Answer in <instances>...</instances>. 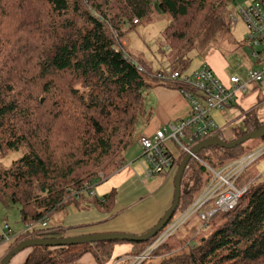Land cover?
Listing matches in <instances>:
<instances>
[{"label": "trees", "instance_id": "16d2710c", "mask_svg": "<svg viewBox=\"0 0 264 264\" xmlns=\"http://www.w3.org/2000/svg\"><path fill=\"white\" fill-rule=\"evenodd\" d=\"M232 1L0 0V155L24 149L8 168L0 167V204H18L19 221L25 226L48 217L64 202L76 201L69 191L96 179L99 172L105 178L115 173L124 164L123 152L136 123L147 124L152 117L143 90L161 85L194 92L171 80V74L209 67L187 71L191 59L186 56L204 51L226 27L224 12ZM156 12L170 18L160 41L167 50L165 70L134 60L121 42L127 29L151 20ZM245 114L232 140L264 125L255 111ZM216 136L226 141L221 132ZM260 138L264 144V135ZM168 148L179 165L185 154L173 142ZM249 153L244 143L200 149L199 160L191 157L184 168L174 212H184L208 182L210 174L202 162L221 169ZM238 184L247 185L246 192L233 209L209 219L213 230L184 248L172 249L165 241L153 253L160 258L151 264H264V180L242 175ZM111 190L103 202L94 196L77 200L78 208L110 212L116 196ZM42 231L19 233L6 243L5 254L24 239L63 237L60 226ZM154 237L33 246L23 264H74L87 253L107 264L117 244H130L123 256L136 255Z\"/></svg>", "mask_w": 264, "mask_h": 264}, {"label": "built area", "instance_id": "2783aa9c", "mask_svg": "<svg viewBox=\"0 0 264 264\" xmlns=\"http://www.w3.org/2000/svg\"><path fill=\"white\" fill-rule=\"evenodd\" d=\"M236 13L247 26L245 40L251 47L250 55L261 61L262 66L260 69L247 70L244 79L238 75H231L228 78V84L220 82L213 71L205 65L190 73L177 71L172 73L171 80H179L194 89V92L182 91L190 106L189 115L177 123L155 129L152 134H140L137 137L142 150L141 156L144 159L140 169L145 179L175 173L178 168V159L169 151L168 143L173 142L184 154L191 153V149L196 144L214 137L219 132V128L210 118V112L212 110L224 112L226 107L236 100L237 95L245 93L250 83H260L264 80V0L232 7L228 13L231 23L238 20ZM122 44L124 45L125 42L122 41ZM262 154H264V147L254 153L246 154L221 169H214L202 162L210 174L202 193L184 212L172 215L171 223L165 224L166 226L157 235L155 234L154 240L143 252L130 256L127 264H142L153 258L154 251L179 226L186 224L189 228H197L207 224L217 212L233 209L247 190V185L239 186L240 177L245 169ZM191 157L199 160L196 154H191ZM125 166L123 164L122 168ZM102 180L101 177H98V180H92L89 185L74 191L73 195H93L92 187L97 183L96 181ZM48 226V221L43 217L36 223L25 225L23 233H27L28 236L36 235ZM7 227L4 225L0 234V242L5 244L13 239L9 233L2 232Z\"/></svg>", "mask_w": 264, "mask_h": 264}, {"label": "rangeland", "instance_id": "374dc122", "mask_svg": "<svg viewBox=\"0 0 264 264\" xmlns=\"http://www.w3.org/2000/svg\"><path fill=\"white\" fill-rule=\"evenodd\" d=\"M254 1H258V0H233L232 1L231 5H229L226 8V11L224 12V20H225V23L227 24L226 27L223 28L222 31L216 34V36L212 39V41L210 42V44L204 51L197 52L195 50H192L187 54L186 57H189L191 59L189 66L187 68V71L196 69L200 67L201 65L205 64L206 62H209L213 64L215 67H219L223 69L222 71L224 72V74L227 75V78H229L231 75H238L244 79L245 72L247 70L260 69L263 63L251 57L250 55L251 47L245 40L246 34L248 32L245 22L240 18L238 13H236V16L238 18L236 22L231 23L230 20L227 19V15L232 7H235L238 4H243V5H247L249 3L251 4ZM169 19L170 18L167 14L156 12L155 14H153L151 20L141 21L139 24L135 25L133 28L127 29L125 31V33L123 34V37L121 38V39L124 38L122 40L123 42H125L123 46L126 48V51L131 55V57L134 60H140V61L146 62L153 70L167 69L168 60L166 59V56H165L167 50L161 47L160 41H161V32L168 25ZM159 86L160 85H155V86H152L150 88H146L143 90V96H144L146 106H149L150 99H151V103L157 99L155 98V96L151 97L150 95L154 93L155 90H158L157 88ZM247 94L249 95L251 94L254 96L257 109L264 107V80L260 84L256 82L250 83L248 85V89L245 91V95ZM161 98H163V100H165L166 102L169 101V98L166 96H161ZM236 106L238 105L234 103L231 107L234 108ZM253 113H254V110L251 111V114ZM238 114H241L240 108L234 109L233 112H230V109L227 108L225 114H222L221 111L219 110L211 111L210 115L214 119L217 127L223 128L222 137L224 139H228L230 137L231 133L234 131V128H240L242 126L240 118L236 119L231 124L229 123L230 121L234 120L236 115ZM139 123H140V120L136 123L135 126H138ZM244 145L247 148V152H251V153L252 152L254 153L258 150L263 149V146H264L261 138L248 139L244 142ZM127 149H128V146L124 150L123 154L127 155L131 150H140V148L137 145L131 147L128 151ZM23 151L24 149L20 148L18 150L9 151L8 153L4 155H0V167L8 168L10 164L12 163V161L22 156ZM126 161H127L126 163H131L130 164L131 165V168H130L131 175H134V173H136L138 176H140V174L137 171L140 168L141 162H144L143 157L132 155V156H128ZM121 168H122V165L120 166L119 169ZM243 175L248 178L257 179L258 181H263L264 180V155L262 154L259 157H257L256 160L252 162L245 169ZM98 177L103 178V180L105 179V176L103 175L102 172H99L97 175V178L94 180H98ZM141 177H139V179L142 181H146L145 183L148 185L145 190V193H143V195L141 196L138 202L133 203L130 206V208L126 209L130 211L131 214L134 213L136 217H140L146 214L151 215L155 211H157L158 209H153V208L156 207V203L158 199L161 198V195H156L154 199L146 200L151 195L156 193L159 188H154L151 191V188H153V186H151V183L156 181L157 179L152 181L151 179H153V177L147 178V179H145L142 175ZM91 181L84 185H89ZM102 181H96L97 183H95V185L92 187L93 192H95L94 188H97L106 182V181L104 182ZM106 185L107 184L105 183V186ZM77 190H70L69 191L70 196L74 197L75 199H78L81 196L85 195V194H81L79 196L73 195V192ZM110 191L112 190L110 189ZM173 191H174V188L172 192ZM202 191L203 190H201L200 194L202 193ZM97 195L99 196V193H97ZM95 211L96 212L94 214L102 213V212H99L98 210H95ZM144 211H145V214H143ZM60 214L63 215L64 211L54 209L48 216L49 218L48 217H45V218L47 221L49 219L50 225L53 226L52 219L55 216L60 215ZM174 214L178 215L180 213L176 211L174 212ZM95 217H97V215H95ZM214 220L215 218L212 219V221ZM5 224L10 225L13 230L14 228L17 229L20 227H22L23 229V224L19 221V205L18 204H10L8 206H3L0 204V230L2 227H4ZM214 227L215 225H213L212 223L199 226L195 229L189 228L186 224L181 225L175 230V232H173L170 235V237L166 239V242L169 243L172 249H178L181 247L184 248L191 241L197 242L199 239L205 237L211 230H213ZM54 234L57 235L55 232ZM123 244H128V243H123ZM29 251H30L29 248L22 249L11 259L9 264H23L27 255L29 254ZM130 256H133V255H130ZM130 256H126L124 258V260H127L125 264L128 263V258ZM158 258H160V256L155 254L153 258L144 262L143 264H148L149 262L155 261Z\"/></svg>", "mask_w": 264, "mask_h": 264}, {"label": "crops", "instance_id": "0c3cea01", "mask_svg": "<svg viewBox=\"0 0 264 264\" xmlns=\"http://www.w3.org/2000/svg\"><path fill=\"white\" fill-rule=\"evenodd\" d=\"M206 63L205 64L208 65L214 71L215 75L219 78L222 83L228 84V78L227 75L224 74V72L222 71L223 69L215 67L209 62ZM157 89L158 90H155V92L150 95L151 97L155 96V98L157 99L152 103L150 99L148 106L152 110V117L147 124H142L140 122L138 126H136L133 138L127 149L128 151L131 147L137 145L140 150H131L127 155L123 154L124 165L126 166L105 178L102 182L106 181V186L104 183L101 186L94 188L95 192H93V196L100 200H103L104 196L110 191V189H115L116 196L112 210L110 212H103L98 207H81V209L78 208L77 200H86L89 195H83L76 201L64 202V204L58 207V209L56 208V210H63L64 214L57 215L52 219L53 226H60L61 230H63L59 231L60 236H80L87 234H100L110 232L131 233L137 235L143 234L146 230L153 227L158 222L160 217L170 206L171 200L174 196V191L172 192L174 188V172L165 176H155L156 178L153 177V179H151L152 181L157 179L154 182L151 181V186H153V188H151V191L154 188L159 189L156 193L151 195L146 200L154 199L156 195H161V198H159L156 203V207L153 208L158 209L157 211H155L151 215L146 214L140 217H136L134 213L131 214L130 211L126 210L127 208H130L133 203L138 202L140 200L141 196L143 195V193H145V190L148 186L145 183L146 181H142L139 179V177H141L142 175L140 168L144 162H141L140 168L137 171L140 176H138L136 173H134V175H131V165H128L131 163H126L128 156H141L142 150L140 145H138L137 137L140 134H152L155 129L165 126L168 123L177 122L179 120L185 119L189 115V104L183 98L184 96H182L183 94L180 91L168 89L161 85ZM161 96L168 97L169 101L166 102L165 100H163V98H161ZM234 103H236V105L238 106L232 108V104L227 108L230 109V112H233L234 109L240 108L241 114L236 115L235 119L229 122L230 124L238 118H240L242 123L243 117L246 115L245 113L251 112L253 110L255 111V115L259 120H264V107L258 109L256 108L257 105L255 103L253 95H245V93L239 94ZM227 108L224 110V112L221 113L225 114ZM210 118L215 123L211 115ZM219 129L221 130V133L223 135V128L219 127ZM233 133L234 131L231 133L230 137L225 140H232L234 138ZM96 192L99 193V196ZM95 210H98L102 213L94 214L96 212ZM143 214H145V211ZM95 215H97V217H95ZM49 221L50 220L48 219V225L52 226L50 225ZM8 227L9 235L11 238H14L16 235L23 232L24 229V225L23 229L22 227H20L17 229L14 228L13 230L10 225H8ZM6 245L7 244L0 242V260L5 255ZM130 248V244H117L114 247L113 260L107 264H115L120 260H123L126 257L123 255L128 252ZM74 264L100 263L94 258L92 254L87 253L83 255Z\"/></svg>", "mask_w": 264, "mask_h": 264}, {"label": "water", "instance_id": "95a60500", "mask_svg": "<svg viewBox=\"0 0 264 264\" xmlns=\"http://www.w3.org/2000/svg\"><path fill=\"white\" fill-rule=\"evenodd\" d=\"M156 8V4L154 5ZM264 135V125L261 129L256 130L254 132L246 133L241 137L230 140L224 141L218 137H211L206 140L199 142L196 146L191 149V153H187L184 155L183 159L181 160L176 174L174 176V196L172 204L166 209L164 214L160 217L158 222L151 227L147 232L140 235H135L131 233H119V232H110V233H100V234H87V235H80V236H65L62 238H55V239H45V238H29L24 239L19 244L12 249L11 251L7 252L0 260V264H9L11 259L22 249L30 248L33 246H60V245H71V244H83V243H96L99 241H110V240H127L133 242H140L146 241L149 238L155 236V234L160 231L165 224L170 220L174 211L176 210L179 198H180V185L181 179L184 172V168L188 161L191 158V154H196L200 149L206 148L209 146H222L224 148H232L236 145L244 143L248 139H255L260 138Z\"/></svg>", "mask_w": 264, "mask_h": 264}, {"label": "clouds", "instance_id": "9594fccd", "mask_svg": "<svg viewBox=\"0 0 264 264\" xmlns=\"http://www.w3.org/2000/svg\"><path fill=\"white\" fill-rule=\"evenodd\" d=\"M260 83H261V82H260ZM260 83H258V84H260ZM236 99H237V97H236ZM235 101H236V100H235ZM235 101H234V102H235ZM234 102H233L232 104H234ZM232 104H230V105H232ZM230 105H228L227 107H229ZM227 107H226V108H227ZM214 124H215V123H214ZM219 132H221L220 129H219ZM219 132H218V133H219ZM215 136H216V135H215ZM215 136H214V137H215ZM216 137H217V136H216ZM207 139H208V138H207ZM205 140H206V139H205ZM226 141H230V140H226ZM196 145H197V144H196ZM196 145H195V146H196ZM263 147H264V146H263ZM250 153H251V152H250ZM263 155H264V154H263ZM178 166H179V165H178ZM85 195H89V194H85ZM93 195H94V194H93ZM93 195H89V196H93ZM101 202H103V200H101ZM138 235H139V234H138ZM28 239H29V238H28ZM154 255H155V254H154ZM121 261H127V260H124V259H123V260H121ZM118 263H119V262H117V263H115V264H118ZM149 263L151 264V262H149Z\"/></svg>", "mask_w": 264, "mask_h": 264}]
</instances>
